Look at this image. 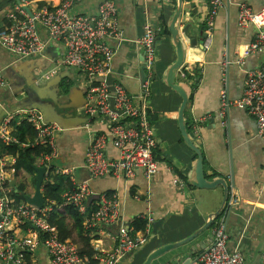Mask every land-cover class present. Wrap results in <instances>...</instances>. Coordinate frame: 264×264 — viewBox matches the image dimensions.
<instances>
[{
	"label": "crops",
	"instance_id": "crops-1",
	"mask_svg": "<svg viewBox=\"0 0 264 264\" xmlns=\"http://www.w3.org/2000/svg\"><path fill=\"white\" fill-rule=\"evenodd\" d=\"M44 1L54 4L59 0L28 2L44 5ZM100 1L84 3L80 0L74 13L94 14ZM113 1L119 10V26L125 41L111 44L116 56L112 64L113 74L108 81L111 84L120 82L132 96H140L144 83V52L136 42L147 24L152 23L160 29L156 41L155 75L149 81L154 95L149 100L148 111L157 140L155 156L160 165L154 180L147 181L142 171L130 181L113 176L91 177L86 168V150L94 135L105 130L107 124L97 118L90 129L85 128L89 83L82 73L63 63V44L50 42L43 55L28 59H18L0 46V72L5 82L0 88V127L8 115L20 110H37L44 122L58 124L63 131L56 138L57 157L53 165L60 172L58 175L71 183L69 188L64 182L63 188L71 190L88 185L92 192L88 204L96 202L103 193H117L120 221L100 229L95 238H103L104 246L111 248L112 238H117L121 228L142 234L145 243L119 264H144L159 248L183 242L197 234L210 216L220 210L225 190L221 185L212 190L190 185L198 158L185 144L180 132L178 113L182 98L166 85L167 73L177 61L176 46L168 26L176 13L178 0ZM182 3L180 27L192 24L193 30L207 34L211 12L209 1L182 0ZM240 4L248 5L255 12L264 8V0H222L210 50L203 49L204 41L192 47L188 39L181 38L185 62L181 71L183 75H178L177 83L189 94L185 122L191 139L202 151L205 177L209 181L222 180L228 188L224 210L227 213L228 248L241 251L245 264H264V139L258 136L255 120L246 112L232 106L224 118L219 115L222 91L228 92L232 103L240 100L245 71L259 69L264 64V52L245 57L241 65L236 63L244 56L245 45L255 42V32L260 30L258 25L239 28ZM6 12V9L0 11V29L8 25ZM40 32L46 41L47 31L41 29ZM228 34L231 41L229 54ZM228 60L230 66L226 68L224 62ZM44 73H47L45 77ZM14 128L11 131L16 133L18 126L14 124ZM5 149L0 144V179L14 189L12 200L15 204H29L27 198H32L36 192L37 173L23 169L19 176H15L12 164L16 157L6 155ZM107 154L110 158L119 156L111 144ZM47 182L46 173L41 189L43 195ZM19 190L22 199L14 197ZM149 217L153 221H166L156 237L161 238L159 240L152 239V227L147 232ZM143 222L145 228L138 230ZM212 230L210 227L192 242L163 255L152 264H191L211 246ZM167 232L170 235L164 238ZM21 234L26 236V233ZM74 238L78 237L74 234ZM79 246L83 251L84 243L79 242ZM92 249L89 243L87 250Z\"/></svg>",
	"mask_w": 264,
	"mask_h": 264
},
{
	"label": "built area",
	"instance_id": "built-area-1",
	"mask_svg": "<svg viewBox=\"0 0 264 264\" xmlns=\"http://www.w3.org/2000/svg\"><path fill=\"white\" fill-rule=\"evenodd\" d=\"M20 1L29 7L31 15L18 3L11 7L6 12L8 25L0 29V46L18 59L43 55L50 42L65 46L63 63L82 73L89 83L85 128L90 129L97 118L107 124L105 130L94 135L86 150V168L91 177L113 176L130 181L138 171H142L147 181H153L160 165L155 156L157 140L148 111L151 98L149 81L155 75L156 41L160 29L152 23L147 24L136 42L144 52L146 80L141 85L140 96L135 97L120 82L111 84L108 81L113 74L112 64L116 56L111 44L125 41L119 26V10L113 0H101L91 15L74 13L80 0H59L54 4L44 1V5L29 3V0ZM208 1L211 12L203 43L205 51L210 50L213 44L215 20L222 7V0ZM237 22L239 28L258 25L262 31L264 8L255 12L248 5L240 4ZM41 29L48 33L46 41L42 39ZM255 52H264V32L259 33L255 42L245 45L244 56L236 63L243 64L245 57ZM229 66L230 61H225L224 67ZM3 86L5 82L0 72V88ZM232 106L254 118L258 136L264 139V64L259 69L245 71L240 100L232 103L228 92L225 89L222 91L221 118ZM24 123L37 133L32 142L22 143L11 131V128L15 129L14 124L20 127ZM62 131L58 124L44 122L37 110H20L8 115L2 122L0 144L3 148H44L49 153L42 155L39 167H47V175L49 171L58 175L60 172L55 170L53 162L57 157L56 138ZM110 144L118 150L117 158L108 156ZM15 164L16 160L12 165ZM13 192L14 189L0 179V264H44V252L46 264H119L146 241L142 234L121 228L117 238H112L113 246L106 248L103 238L95 237L100 229L120 221L118 194L103 193L96 202L88 204L92 196L88 185L77 186L63 195L62 206L75 208L84 218V236L94 249V254L87 257L78 244L61 241L57 230L49 225L47 219L53 207L47 201L42 208L26 203L15 204ZM153 222L149 217L148 233ZM228 240L227 213L224 211L213 227L211 246L191 264H245L241 251L229 250Z\"/></svg>",
	"mask_w": 264,
	"mask_h": 264
},
{
	"label": "water",
	"instance_id": "water-1",
	"mask_svg": "<svg viewBox=\"0 0 264 264\" xmlns=\"http://www.w3.org/2000/svg\"><path fill=\"white\" fill-rule=\"evenodd\" d=\"M21 8H23L25 11H27L30 14L29 7L25 4H23L20 0L17 2ZM182 12H183V3L182 0H178V6L176 13L168 26V30L170 32V35L173 39V42L176 46V51H177V61L176 63L170 68V70L167 73L166 76V85L175 91L181 98H182V104L178 113V123H179V128L180 132L182 135V138L185 142V144L197 155V164H196V169L194 173V178L191 180L190 185L194 188L197 189H206V190H212L216 188L217 186L221 185L223 186L225 190V196L224 200L222 203V206L219 211H217L215 214L210 216L208 219V222L205 224L201 230L194 236L186 239L183 242L177 243V244H171L164 246L162 248H159L152 254H150L144 264H152L154 261L162 257L163 255L176 250L177 248L181 247L182 245H186L193 240H195L197 237H199L202 233L207 231L219 218V216L223 213V211L226 208L227 201H228V188L226 184L222 180H214V181H209L205 177V171H204V165H203V154L200 148L194 143V141L191 139L187 127H186V122H185V112H186V107L189 102V94L186 91V89L181 86L180 84L177 83V77L180 74V72L183 69L184 62H185V49L182 43L181 38L185 37L186 39L189 40V44L192 47H195L199 44V42H202L206 39L207 34H203L199 30H193L192 29V24H187L183 28L180 27V20L182 18ZM31 15V14H30ZM227 51L228 54L230 53V36L228 34L227 38ZM144 57H143V66H142V82H145L146 80V71H145V65H144ZM229 59V58H228ZM34 170L37 173V180H36V192L35 195L32 198H27V202L35 207L42 208L46 200L44 198V195L42 194V186H43V181L45 174L47 173V167L42 166V167H34ZM1 219V218H0ZM166 221L164 219H160L157 221H154L152 223V232H153V237L152 239L159 237L160 232L163 230V225ZM170 235L169 232L164 234V238L168 237ZM151 239V240H152ZM161 238H156V240H159Z\"/></svg>",
	"mask_w": 264,
	"mask_h": 264
},
{
	"label": "trees",
	"instance_id": "trees-1",
	"mask_svg": "<svg viewBox=\"0 0 264 264\" xmlns=\"http://www.w3.org/2000/svg\"><path fill=\"white\" fill-rule=\"evenodd\" d=\"M16 1L17 0H0V11L7 10L16 5ZM14 135L22 143H26L34 141L37 133L29 124L24 123L18 127ZM5 150L6 155L16 157V164L14 165L15 176H19L23 169L34 173V167H39L42 155L44 153H49L44 150V148L40 147L22 149L19 146H12ZM47 177L48 182L44 187V197L48 205L53 207L47 219L49 225L57 230L61 241H73L78 245L79 242L84 243L85 247L82 254L91 257L94 252L92 250H87L89 239L84 236L83 216L73 207L62 206V197L68 190H65L66 188H63V185H65V182L68 187L71 188L69 179L67 180L64 176L57 175L55 171H49ZM34 182L36 183V178ZM20 191L21 190L14 193L15 198L22 199ZM145 226L146 223L143 222L141 227H138V230H143ZM214 226L215 224H213L211 228ZM74 234L78 238H74Z\"/></svg>",
	"mask_w": 264,
	"mask_h": 264
},
{
	"label": "rangeland",
	"instance_id": "rangeland-1",
	"mask_svg": "<svg viewBox=\"0 0 264 264\" xmlns=\"http://www.w3.org/2000/svg\"><path fill=\"white\" fill-rule=\"evenodd\" d=\"M88 1H95V0H84V3L88 2ZM12 8H14V6H12ZM12 8H8L7 11H10ZM32 8H33V6H32ZM260 32H264V30H262V31L257 30V31L255 32V38L259 35ZM244 37H245V36H244ZM234 43H236V42L234 41ZM230 44H231V41H230ZM156 55H157V53H156ZM156 58H157V57H156ZM46 74H47V73H44V77L46 76ZM150 93H151V99H152V98H153V95H154V91L152 92V89H150ZM151 99H150V101H151ZM150 101H149V106H150ZM29 183H30V182H29ZM26 236H28V235L26 234Z\"/></svg>",
	"mask_w": 264,
	"mask_h": 264
},
{
	"label": "clouds",
	"instance_id": "clouds-1",
	"mask_svg": "<svg viewBox=\"0 0 264 264\" xmlns=\"http://www.w3.org/2000/svg\"><path fill=\"white\" fill-rule=\"evenodd\" d=\"M16 4H17V1H16Z\"/></svg>",
	"mask_w": 264,
	"mask_h": 264
}]
</instances>
